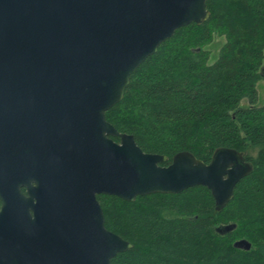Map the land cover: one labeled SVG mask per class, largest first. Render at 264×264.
Masks as SVG:
<instances>
[{"label":"water","instance_id":"95a60500","mask_svg":"<svg viewBox=\"0 0 264 264\" xmlns=\"http://www.w3.org/2000/svg\"><path fill=\"white\" fill-rule=\"evenodd\" d=\"M209 17L205 0H0V264H111L132 245L105 228L100 195L232 200L252 171L237 151L161 166L105 119L161 44Z\"/></svg>","mask_w":264,"mask_h":264},{"label":"trees","instance_id":"16d2710c","mask_svg":"<svg viewBox=\"0 0 264 264\" xmlns=\"http://www.w3.org/2000/svg\"><path fill=\"white\" fill-rule=\"evenodd\" d=\"M210 17L175 31L131 75L122 100L105 113L148 154L188 152L208 164L233 149L252 171L220 211L210 191L151 194L126 202L97 196L105 228L132 248L111 264H264V102L256 85L264 60V0H205ZM223 38L217 58L206 49ZM245 103V106H242ZM118 142V138H112ZM234 224L221 235L216 226ZM248 251L234 248L238 240Z\"/></svg>","mask_w":264,"mask_h":264},{"label":"rangeland","instance_id":"374dc122","mask_svg":"<svg viewBox=\"0 0 264 264\" xmlns=\"http://www.w3.org/2000/svg\"><path fill=\"white\" fill-rule=\"evenodd\" d=\"M222 44H223V38L216 37L214 38L213 42L206 47V49L210 53L209 63H213L215 61V59L217 58L219 48L221 47ZM260 75H261V80H259L256 85L258 105H261L264 102V60H263V65L261 68ZM245 105H246L245 103H242V106H245Z\"/></svg>","mask_w":264,"mask_h":264},{"label":"flooded vegetation","instance_id":"af4514ba","mask_svg":"<svg viewBox=\"0 0 264 264\" xmlns=\"http://www.w3.org/2000/svg\"><path fill=\"white\" fill-rule=\"evenodd\" d=\"M21 192H22L23 194H25V193H26V190H25L24 188H22V189H21ZM0 206H1V203H0Z\"/></svg>","mask_w":264,"mask_h":264}]
</instances>
